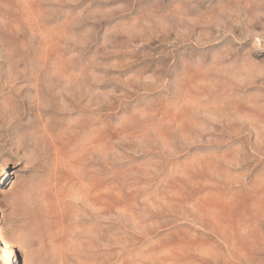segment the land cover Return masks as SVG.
Segmentation results:
<instances>
[{
  "label": "rangeland",
  "instance_id": "rangeland-1",
  "mask_svg": "<svg viewBox=\"0 0 264 264\" xmlns=\"http://www.w3.org/2000/svg\"><path fill=\"white\" fill-rule=\"evenodd\" d=\"M257 190L264 0H0V264H264Z\"/></svg>",
  "mask_w": 264,
  "mask_h": 264
},
{
  "label": "bare ground",
  "instance_id": "bare-ground-1",
  "mask_svg": "<svg viewBox=\"0 0 264 264\" xmlns=\"http://www.w3.org/2000/svg\"><path fill=\"white\" fill-rule=\"evenodd\" d=\"M242 188H245V187L242 186L241 189ZM232 191H234V188H232ZM259 196H260V191L258 192V190H257L254 192V194L250 198H248L247 196H242L240 199H236L235 201L237 203L244 204V205H248V204L254 203V202L255 203H264V196H262V198H259ZM233 200H234V198H233ZM233 203H234V201H233ZM1 239L5 244L6 253L13 252L14 251L13 242H18V240L14 238V234L7 232L6 234H4L2 236Z\"/></svg>",
  "mask_w": 264,
  "mask_h": 264
}]
</instances>
